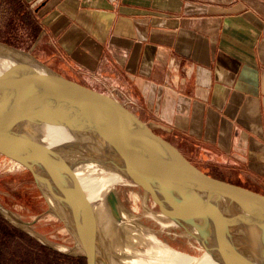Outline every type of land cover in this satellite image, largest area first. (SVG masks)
Instances as JSON below:
<instances>
[{
  "label": "crops",
  "instance_id": "obj_1",
  "mask_svg": "<svg viewBox=\"0 0 264 264\" xmlns=\"http://www.w3.org/2000/svg\"><path fill=\"white\" fill-rule=\"evenodd\" d=\"M18 2L26 49L121 100L192 163L264 193V0Z\"/></svg>",
  "mask_w": 264,
  "mask_h": 264
},
{
  "label": "water",
  "instance_id": "obj_2",
  "mask_svg": "<svg viewBox=\"0 0 264 264\" xmlns=\"http://www.w3.org/2000/svg\"><path fill=\"white\" fill-rule=\"evenodd\" d=\"M30 83L35 88L24 92L22 85ZM25 117L31 120L23 123ZM39 117L70 127L77 125L89 139L100 124L119 131L136 161L115 171L120 178L117 185L141 189L165 217L187 234L200 239L208 236L205 227L213 226V232L220 236L232 234L236 226L243 231L251 228L264 244V193L203 171L103 88L61 73L30 51L0 40V164L31 174L42 193L72 212L74 219L81 217L82 231L76 229L87 264L99 263L96 216L76 170L83 164L102 161L86 145L69 146L60 154L58 147L45 148L39 142H30L25 137V126ZM108 204L119 218L114 191ZM183 205L185 209L175 211ZM216 245L222 250L237 249L226 243Z\"/></svg>",
  "mask_w": 264,
  "mask_h": 264
},
{
  "label": "rangeland",
  "instance_id": "obj_3",
  "mask_svg": "<svg viewBox=\"0 0 264 264\" xmlns=\"http://www.w3.org/2000/svg\"><path fill=\"white\" fill-rule=\"evenodd\" d=\"M26 22H30V16L18 0H0L1 41L30 51L22 42V29ZM31 53L37 56L34 52ZM35 124L29 123L25 128ZM206 172L216 177L222 176V173L210 167H207ZM228 181L243 184L238 179ZM114 192L118 198L119 218L112 213L109 204V208L104 210H98L96 207L98 248L103 253L102 242L106 239L110 241L112 249L98 264H169L166 259L163 263L158 261L160 255L156 246H173L182 252L201 257L208 250L204 245L205 238L211 243L212 240L216 244L225 243L223 235L219 236L213 232V226L205 227L208 236H200V239H197L178 226L165 224L167 220L161 215L158 206L141 189L118 185ZM0 205L6 209L0 208V215L23 234L14 242L18 252L28 257L32 256V251H39L40 257L43 258L46 252L41 251L40 246L44 245L50 250V258L60 261V264H87L83 245L73 225L52 210L48 196L42 193L31 174L11 170L0 164ZM114 225L119 226L122 235L113 231ZM105 226L111 230L107 231ZM152 234L163 243L155 245L154 240L150 239ZM214 247L217 256L221 257L219 252L222 249L220 250L218 245ZM233 252H247L254 258L261 257L260 251L248 249L246 245L240 249L237 247Z\"/></svg>",
  "mask_w": 264,
  "mask_h": 264
},
{
  "label": "bare ground",
  "instance_id": "obj_4",
  "mask_svg": "<svg viewBox=\"0 0 264 264\" xmlns=\"http://www.w3.org/2000/svg\"><path fill=\"white\" fill-rule=\"evenodd\" d=\"M22 88L24 92H27L28 89L35 88V85H33V83L27 85L23 84ZM30 120L31 118L25 117L23 119V123H27ZM35 123L36 124L33 127H30L24 131L25 137L28 138L30 142H39L45 148L56 149V147H58L60 148V154L65 152L67 150L66 148H69V146L74 147L75 145L80 144L86 145L92 154L98 160L102 161L101 164H90V166L83 164L81 169L76 170V175L84 187L86 200L92 204L95 212L96 221L94 223V229L96 232L95 244L98 258L100 260L102 257H107V252L110 254L112 251L110 245L111 243L106 239L103 240V253H101L100 249L98 248L99 243L97 240L99 232L96 229V224L98 222L96 207L98 210L109 208L108 199L111 195V192L114 191V188L118 186L117 184L120 180L115 171L122 166H130L134 164L136 161L134 152L129 147V143L125 136L109 125L100 124L98 127H95L92 130L93 132L89 139L88 135L79 130L77 125L70 127L63 124L62 122L57 124L44 117L37 118V122ZM48 198L51 203L52 210L55 213L60 214V216L65 218L68 223L73 225L78 235L76 228L82 231L81 217L77 216L75 220L72 212L71 215L62 206H59L52 198ZM184 207V205L181 207L178 206L175 208V211H182L185 209ZM161 215L163 214L161 213ZM165 218L167 220V223L165 224L169 223L170 225L177 226L170 219L167 217ZM104 228L107 231L111 230L106 226ZM112 229L117 235H122L123 233L118 225H114ZM231 230L233 231L232 234L223 235L225 239L223 242L226 244H231L236 248L238 247L239 249L241 246L246 245L248 249L260 251L261 257L254 258L247 252H242V254H240L231 250L220 251L219 253L221 254V257H218L217 252L214 251V246L216 243L212 240L213 243H211V241L205 242L208 250L201 257H196L192 254L182 252L173 248V246H167V248L156 246L160 255L158 257V261L163 263V260L166 259L168 260L169 264H264V244L258 235L251 228H247L246 231H243L234 226V228ZM150 239L154 240L155 245L163 243L162 240L153 234L150 236ZM224 258H226V260Z\"/></svg>",
  "mask_w": 264,
  "mask_h": 264
},
{
  "label": "trees",
  "instance_id": "obj_5",
  "mask_svg": "<svg viewBox=\"0 0 264 264\" xmlns=\"http://www.w3.org/2000/svg\"><path fill=\"white\" fill-rule=\"evenodd\" d=\"M201 169L206 171L203 168ZM22 235L19 229L10 225L0 215V264H60V261L50 258V250L44 245L40 246L42 248L40 250H45L46 252L43 258L40 257L39 251H32V256L28 257L18 252L14 242L15 239H19Z\"/></svg>",
  "mask_w": 264,
  "mask_h": 264
}]
</instances>
